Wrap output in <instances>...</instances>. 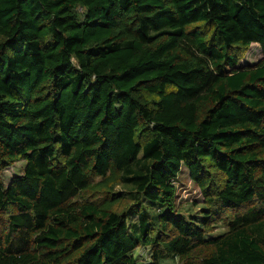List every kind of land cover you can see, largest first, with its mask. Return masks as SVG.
I'll list each match as a JSON object with an SVG mask.
<instances>
[{"label":"trees","instance_id":"16d2710c","mask_svg":"<svg viewBox=\"0 0 264 264\" xmlns=\"http://www.w3.org/2000/svg\"><path fill=\"white\" fill-rule=\"evenodd\" d=\"M18 159L0 264H264V0H0ZM182 168L201 216L175 204Z\"/></svg>","mask_w":264,"mask_h":264},{"label":"rangeland","instance_id":"374dc122","mask_svg":"<svg viewBox=\"0 0 264 264\" xmlns=\"http://www.w3.org/2000/svg\"><path fill=\"white\" fill-rule=\"evenodd\" d=\"M261 50L258 45L252 44L244 51L241 59L242 64L252 65L261 58ZM24 162L21 160H15L8 162L6 165H0V177L6 185L15 175H20L23 171ZM176 189V201L178 211H180L186 217H198L201 216V211L204 208L202 195L196 185L191 181L186 169L182 168L176 181L174 182ZM127 188L121 184L114 186V192H122ZM125 207V205L123 206ZM225 231V228L219 224L215 229L213 235L221 234ZM134 257L139 264H146L149 261L150 254L148 249H136L134 251ZM161 264H177L176 259L164 260Z\"/></svg>","mask_w":264,"mask_h":264}]
</instances>
